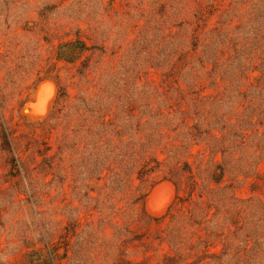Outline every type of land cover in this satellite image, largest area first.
<instances>
[{
    "label": "rangeland",
    "instance_id": "obj_1",
    "mask_svg": "<svg viewBox=\"0 0 264 264\" xmlns=\"http://www.w3.org/2000/svg\"><path fill=\"white\" fill-rule=\"evenodd\" d=\"M0 264H264V0H0Z\"/></svg>",
    "mask_w": 264,
    "mask_h": 264
},
{
    "label": "trees",
    "instance_id": "obj_2",
    "mask_svg": "<svg viewBox=\"0 0 264 264\" xmlns=\"http://www.w3.org/2000/svg\"><path fill=\"white\" fill-rule=\"evenodd\" d=\"M77 46H80V47H77ZM73 48H77L78 49V52L80 53H84V52H87V49L85 46L81 45L80 43H75L74 45L73 44H70V45H66V46H63L60 51H59V58H64L62 56H66V52L67 51H73L72 49ZM74 52V51H73ZM71 56V55H70ZM66 61V59H65ZM69 62H72V61H69Z\"/></svg>",
    "mask_w": 264,
    "mask_h": 264
}]
</instances>
